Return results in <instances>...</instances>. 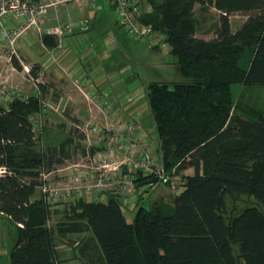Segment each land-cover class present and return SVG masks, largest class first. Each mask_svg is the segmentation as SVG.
<instances>
[{"label":"trees","instance_id":"16d2710c","mask_svg":"<svg viewBox=\"0 0 264 264\" xmlns=\"http://www.w3.org/2000/svg\"><path fill=\"white\" fill-rule=\"evenodd\" d=\"M145 1L152 9L141 20L164 35L187 79L146 85L153 154L168 176L193 173L183 174L172 203L144 204L168 180L136 172L130 220L113 191L106 201L73 198L53 208L36 189L42 174L63 163L73 139L42 144V125L37 133L33 126V117L46 113L41 96H16L0 105V216L15 227L11 264H57L70 234L91 241L100 264H264V0ZM196 4L219 13L212 38L196 34ZM236 13L245 20L232 30ZM41 40L48 48L58 43L46 32ZM38 69L31 65L29 73L37 78Z\"/></svg>","mask_w":264,"mask_h":264},{"label":"built area","instance_id":"2783aa9c","mask_svg":"<svg viewBox=\"0 0 264 264\" xmlns=\"http://www.w3.org/2000/svg\"><path fill=\"white\" fill-rule=\"evenodd\" d=\"M60 1L63 0H0V45L6 40L13 44L20 32L18 28L22 24L39 25V21L47 17L49 8ZM81 1L94 7L97 0ZM102 1L105 8L113 12V17L129 37L146 40L155 49L169 51L164 35L154 30L151 24L141 20L152 9L148 2ZM11 21L14 22V26L10 25ZM89 26V19L84 18L75 27L80 31H87ZM45 32L59 37L64 33V29L60 25H50ZM111 92V86L101 89L94 83L83 92L85 98L90 100L107 120L103 125L94 123L87 124L84 128L77 127V131L83 135L81 141L84 142L82 144L84 162L72 165L61 182L56 184L49 180L51 172L42 174L39 188L46 200L63 201L75 197L87 201L94 199L106 201L104 191L117 192L114 187H121L123 182L132 185L135 173L139 170L144 173L154 172L162 179L169 178L163 167H158V160L154 157L152 137H155V133L141 122L143 105H136V93L124 94L115 105L110 98ZM16 96L27 98V95L20 93L17 88L0 84V97L11 101ZM129 106L132 107L131 110ZM41 122L40 114L33 117L36 133L40 130ZM91 148H95L94 153L91 152Z\"/></svg>","mask_w":264,"mask_h":264},{"label":"rangeland","instance_id":"374dc122","mask_svg":"<svg viewBox=\"0 0 264 264\" xmlns=\"http://www.w3.org/2000/svg\"><path fill=\"white\" fill-rule=\"evenodd\" d=\"M194 16L197 22L196 34L205 39L212 38L214 36V30L219 24L218 12L213 9L211 10V5L208 4L198 6L197 9H194ZM46 18L39 21V23L37 22L39 25H26V23H24L18 29H20L19 31H22L23 28L27 27L29 28L27 31L32 30L34 33H43L47 26L54 23L52 22L53 20H48ZM243 19H245V16L240 13L232 14L230 16L232 30L237 29ZM13 24L14 22L11 21L10 25L14 26ZM88 33L90 32L88 31ZM114 33H121L120 37L116 38ZM98 40L99 43L95 50L98 51L97 56L101 55L100 58L98 57L100 60H102L101 58H105L106 60L104 62L108 61L111 64H115L114 68H116V70L124 71V69L127 68L130 70V72L127 75L124 74L123 77L126 75V78L129 80H134L136 86L134 90L130 91V93H136V105H143V112L141 111L140 114L141 122L145 127L153 130L154 120L150 114L147 104L146 85L149 82H165L173 84L187 81V79L179 72L175 57L171 55L169 51L165 52L151 47L146 40H137L129 37L125 33L124 29L120 28L117 32L109 31L104 35V37H101ZM102 46L106 49V53L104 55L101 51H99ZM8 54L10 55L11 52L9 53L8 51ZM12 56L15 57L19 63L23 60L17 52H13ZM7 58L6 56L5 58L2 57L5 64L8 63ZM35 64L36 63L28 61L26 63L28 70H25L22 66V69L20 70L15 69V75L13 76L10 75V70H8L9 73H6L7 71L5 69L4 73L6 83L3 81L0 82V84L5 83L8 87H15L20 91V93L27 95L38 92L41 96L43 107L46 110V113L42 116L41 122L43 135L40 140L42 144L58 143L64 137L72 136V138H76V142L73 140L72 143L74 142L75 144L73 143L68 146L63 164L77 161L83 163L84 161L82 158L84 149L82 148V144L84 142H80L83 135L77 131V127L80 126L84 128L87 124L94 123L103 125L107 119L103 118V115L97 111L90 100L85 99V96L82 94L85 90L78 86L76 87V85L73 84L74 81L72 84L68 82L65 87L67 89L66 92L70 94L73 93L80 99L78 100L80 104L82 103L85 107H89V114L81 117L72 115L71 111L76 109L77 105L74 103L70 106L71 100L68 98V100L65 101H58V97H62V92L60 91L61 88L50 84V82H53V79L46 77L47 74L44 73L42 77H37L39 79L37 82V78H34V74L29 73L31 65ZM3 67L6 68V65ZM39 81H43L44 86H46L45 89L38 86V83H41ZM66 92L63 91V94H66ZM6 103L7 101L0 97V105H5ZM152 142V146L154 147L157 142L155 137H152ZM158 156H160L158 153L154 155V157L158 160V167H163L162 161ZM187 173H193L192 169L189 168L182 173L169 175V178L167 179L168 182H161L149 191V195L147 196L148 200L146 199L144 204L148 201H163L165 203H172L173 196L178 194L183 189V174ZM49 180L54 184L61 182L57 171L52 172ZM114 188L120 196L123 207L127 210L126 218L130 220L132 217L131 214L133 215V212L135 211V198L139 194V189L134 186V182L132 185L128 182H123L121 187ZM35 194H40V190L38 188ZM73 198L75 199V197L70 199ZM63 201L67 202L69 199ZM130 201L133 204L132 208L128 207V202ZM58 202L59 201L52 202V205H54L53 208L58 207L60 209L61 207H65L66 204ZM55 219L56 217L51 218L50 223H52ZM14 238V225L7 217L0 216V264H11L9 253L13 248ZM66 241L59 244L60 255L57 264H100L101 254L99 250L93 248V243L91 241L86 242L87 244H85L84 239L81 238V236L72 234L68 236ZM85 245L88 246L86 247Z\"/></svg>","mask_w":264,"mask_h":264},{"label":"crops","instance_id":"0c3cea01","mask_svg":"<svg viewBox=\"0 0 264 264\" xmlns=\"http://www.w3.org/2000/svg\"><path fill=\"white\" fill-rule=\"evenodd\" d=\"M198 6L201 5L196 4L194 9H197ZM212 9L216 10L214 6H211V10ZM47 16L46 19L53 20L52 22H54L51 25H60L62 29H64V33H62L61 36H56L58 39L57 45L48 48L41 40L42 33H34L32 30L27 31V29H29L27 27L23 28L22 31L18 33L13 44H10L9 40H6V42L0 46V82L4 81L6 83L5 69L7 71L6 73H9L8 70H10V75H15L14 71L16 68L10 60L13 52H17L23 59H20L22 63L20 64L25 70L27 69L26 63L28 61L36 63L39 66L37 77L40 78L46 73V77L53 79L54 83L50 82V84L61 88L60 91L62 93H60L62 97H58V101L70 99V106L74 103L77 105L76 109L71 111V114L76 117L87 116L89 114V107H85L82 103L80 104L78 101L80 99L73 93L70 94L66 92L67 89L65 87L68 82L72 84L74 81L73 84L83 90H87L93 83L101 89L111 86L112 92L110 98L115 105L120 102L119 100L124 94L134 90L136 86L134 80L126 78V75L130 72L128 68L124 69V71L116 70V68H114L115 64H111L108 61L104 62L106 60L105 58H101L102 60H100L99 58L101 55L97 56L98 51L95 50V48L98 46V39L104 37L109 31L117 32L119 28L123 29L120 23L113 17V12L105 8L102 0H97L94 7L87 5L86 2L81 0H63L58 2L55 6H51ZM84 18L89 19L90 28L87 31H80V29L75 26ZM244 20L245 19H243L241 23ZM45 31L46 30H44V32ZM88 31L90 33H88ZM114 34L115 37L118 38L121 33ZM7 50L9 53L11 52L10 55ZM105 50L104 46H102L99 51L104 55L106 53ZM5 56L6 58L8 57V63L6 64L4 60H2V57L5 58ZM5 65L6 68L3 67ZM124 74L126 75L123 77ZM38 80L37 78V82ZM39 82L43 83V81ZM62 90L65 91L66 94H63ZM131 108L132 107L129 106L130 110ZM72 139L76 142V138ZM64 160L65 158L63 161ZM75 163L76 162L68 164L62 163L56 166L53 171H57L60 180H62L65 177V173ZM53 171H51L50 174H52ZM132 205L131 201L128 202L129 208H132Z\"/></svg>","mask_w":264,"mask_h":264}]
</instances>
